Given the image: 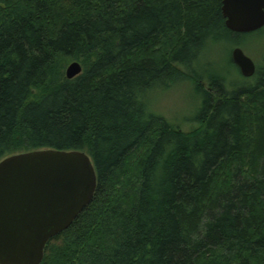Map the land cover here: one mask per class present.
I'll list each match as a JSON object with an SVG mask.
<instances>
[{
	"label": "trees",
	"instance_id": "16d2710c",
	"mask_svg": "<svg viewBox=\"0 0 264 264\" xmlns=\"http://www.w3.org/2000/svg\"><path fill=\"white\" fill-rule=\"evenodd\" d=\"M222 5L0 0V161L83 151L98 176L41 264H264V57L237 88L208 59L264 28L230 31ZM186 81L189 132L149 105Z\"/></svg>",
	"mask_w": 264,
	"mask_h": 264
},
{
	"label": "water",
	"instance_id": "95a60500",
	"mask_svg": "<svg viewBox=\"0 0 264 264\" xmlns=\"http://www.w3.org/2000/svg\"><path fill=\"white\" fill-rule=\"evenodd\" d=\"M226 27L238 34L264 28V0H223ZM232 60L246 78L256 64L241 47ZM83 68L71 63L68 79ZM98 176L83 151L35 150L0 161V264H41L51 239L69 229L91 204Z\"/></svg>",
	"mask_w": 264,
	"mask_h": 264
},
{
	"label": "rangeland",
	"instance_id": "374dc122",
	"mask_svg": "<svg viewBox=\"0 0 264 264\" xmlns=\"http://www.w3.org/2000/svg\"><path fill=\"white\" fill-rule=\"evenodd\" d=\"M223 45L227 46V49L230 46V42L225 41ZM236 47H241L244 53L254 61L256 67L261 66L264 57V32H258L251 37H246L242 46H232L231 51ZM225 51L223 53V50H221L216 55H208L210 67L218 69V72L220 71L222 75H225L230 87L244 86L243 81L249 82L250 79H245L246 77L241 74L240 69L235 67L233 60L232 62H229L230 58L226 60L227 54H225ZM228 64L230 65L228 66ZM201 100V96L196 94L192 84L186 81L174 83L173 86L165 91L158 90L151 95L149 105L153 112L165 117L170 123L179 126L183 131L189 132L197 127V123L192 121V119L196 115Z\"/></svg>",
	"mask_w": 264,
	"mask_h": 264
}]
</instances>
